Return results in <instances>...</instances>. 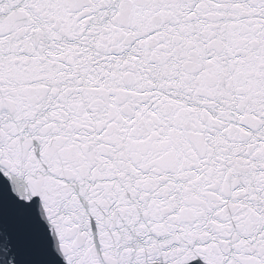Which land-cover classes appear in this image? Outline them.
Wrapping results in <instances>:
<instances>
[{"label":"snow or ice","instance_id":"obj_1","mask_svg":"<svg viewBox=\"0 0 264 264\" xmlns=\"http://www.w3.org/2000/svg\"><path fill=\"white\" fill-rule=\"evenodd\" d=\"M0 264H264V0H0Z\"/></svg>","mask_w":264,"mask_h":264}]
</instances>
